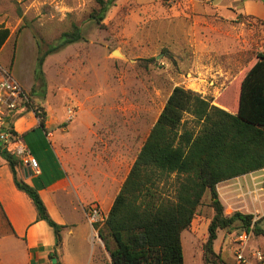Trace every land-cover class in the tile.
I'll list each match as a JSON object with an SVG mask.
<instances>
[{"label":"rangeland","instance_id":"1","mask_svg":"<svg viewBox=\"0 0 264 264\" xmlns=\"http://www.w3.org/2000/svg\"><path fill=\"white\" fill-rule=\"evenodd\" d=\"M98 9L96 0H0V27L10 31L0 66L27 94L29 106L44 111L45 103L62 117L52 130L57 143L75 144L88 126L99 127L93 119L105 118L119 133L136 130L142 139L174 87L229 109L239 76L264 54V22L240 13V0H114L97 24L90 16ZM72 25L81 28V39L49 54L38 75V57ZM69 107L76 112L67 121ZM173 181L161 187L164 196H172ZM257 188L263 194L264 178ZM206 196L181 235L183 264H204L212 215ZM257 228L249 245L264 252V218ZM234 231H219L214 243L225 264H232ZM14 251L6 248L4 263L22 264L23 253Z\"/></svg>","mask_w":264,"mask_h":264},{"label":"trees","instance_id":"2","mask_svg":"<svg viewBox=\"0 0 264 264\" xmlns=\"http://www.w3.org/2000/svg\"><path fill=\"white\" fill-rule=\"evenodd\" d=\"M113 1L96 0L99 9L90 20L101 23ZM244 1L240 0V6ZM9 36L10 31L0 27V50ZM80 39L81 28L75 25L62 33L56 44L38 57V75H43V63L49 54ZM233 90L228 109L191 90L172 89L105 222L94 225L110 264H183L181 233L190 228L205 193L209 194L212 215L202 259L204 264H225L221 254L214 250L218 232L233 229L235 237L250 228L254 216L240 212L225 216L216 185L264 170V54H257L256 61L239 76ZM30 111L45 132V112L28 104L14 113L3 129L16 137L13 118ZM185 115L189 120L184 119ZM0 157L8 164L16 188L33 202L36 220L44 221L52 229L55 245L51 258H56L64 226L51 219L37 191L18 179V169L24 165L1 141ZM171 176L175 194L162 197L165 191L159 185H168ZM261 219L253 222V235L260 233L257 225ZM55 264L61 263L56 260Z\"/></svg>","mask_w":264,"mask_h":264},{"label":"crops","instance_id":"3","mask_svg":"<svg viewBox=\"0 0 264 264\" xmlns=\"http://www.w3.org/2000/svg\"><path fill=\"white\" fill-rule=\"evenodd\" d=\"M239 11L264 22V3L261 1L245 0ZM42 108L45 132L38 127V118L33 111L13 118L12 129L16 138L38 163L37 172H24L27 166H22L17 177L37 191L51 219L64 226L56 260L61 264H95L99 260L110 264L97 230L88 221V210L95 205L107 217L156 120L142 139L136 130L119 133L107 124L105 118L104 123L93 119L99 127L88 126L87 133L78 136L75 144L66 142V139L57 143L52 130L62 124L63 119L45 103ZM12 144H4L9 153ZM263 178L264 170H260L216 185L225 216L240 212L262 217L264 192L261 194L257 186ZM170 185V197H173L175 186ZM206 197L205 193L201 204ZM247 201L251 205L243 206L242 203ZM36 218L33 202L16 188L8 164L0 157V264H6L3 262L6 248H15L16 255L23 253L22 264H52L53 231Z\"/></svg>","mask_w":264,"mask_h":264},{"label":"built area","instance_id":"4","mask_svg":"<svg viewBox=\"0 0 264 264\" xmlns=\"http://www.w3.org/2000/svg\"><path fill=\"white\" fill-rule=\"evenodd\" d=\"M27 103L28 96L19 83L12 78L6 69L0 66V141L3 144L13 143L10 150L11 155L24 166L29 167L32 172H37L38 163L36 158L20 144L16 137L3 129L7 124V117H11L14 113L22 110ZM75 112L74 108H67L65 112L66 120H72L75 117ZM87 218L92 225H102L106 220V216L95 205L90 206ZM252 236L253 226L232 238L231 245L233 247L230 251L232 264H264V252L249 245Z\"/></svg>","mask_w":264,"mask_h":264},{"label":"water","instance_id":"5","mask_svg":"<svg viewBox=\"0 0 264 264\" xmlns=\"http://www.w3.org/2000/svg\"><path fill=\"white\" fill-rule=\"evenodd\" d=\"M112 55H114V56H120V53L118 51H114V52H112ZM24 172L31 173V169L29 167H26V169L24 170ZM51 263L52 264H55L56 263V259L55 258H52L51 259Z\"/></svg>","mask_w":264,"mask_h":264}]
</instances>
